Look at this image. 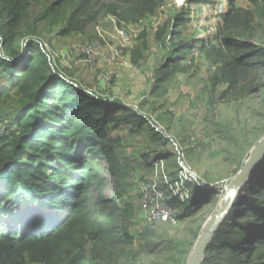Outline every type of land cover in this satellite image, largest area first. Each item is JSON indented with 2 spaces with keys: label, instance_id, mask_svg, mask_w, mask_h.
I'll list each match as a JSON object with an SVG mask.
<instances>
[{
  "label": "rangeland",
  "instance_id": "rangeland-1",
  "mask_svg": "<svg viewBox=\"0 0 264 264\" xmlns=\"http://www.w3.org/2000/svg\"><path fill=\"white\" fill-rule=\"evenodd\" d=\"M60 1V13L46 15ZM208 1L192 3L196 25L185 24L177 29L178 34L172 35L173 14L185 2L178 5L175 0H30L28 16L20 29L22 36L45 38L55 50L59 68L75 83L105 97L120 99L132 112L145 116L146 124L142 127L132 126L133 117L112 131L119 138L116 165L101 160L95 178L109 206L118 193L123 210L116 221L132 234L133 243L108 246L89 242L87 253L92 264H190L206 224L226 197V186L264 136V63L260 69L256 65L233 68L228 65L233 53L221 41L227 36L249 42L255 50L264 48V0H236L233 9L238 12L223 23L219 12L222 8L226 11L228 0ZM80 4L79 28L64 35L62 29L68 26L74 6ZM153 14L161 18L160 24L145 19ZM110 18L117 25L124 24L130 37L129 46L120 47L123 59L132 64L130 69L122 64L114 66L104 58L89 65L83 57L69 53L75 47L103 41L98 29L105 31V40L118 46ZM4 20V16L0 17V23ZM191 38H204L207 46L199 45L197 54H190L178 71L170 66L165 68V57L173 45ZM261 61L258 59L255 64L259 66ZM160 72H168V81L159 82ZM108 74L110 79L106 78ZM1 84L10 86V79L0 71ZM10 93L0 100L1 136L15 130L13 117L17 105L14 90ZM154 121L159 123L160 130L153 128ZM165 150L174 157L162 159L160 152ZM179 155L191 174L179 166ZM199 181L222 191L209 207L175 224L143 219V187L156 183L168 200L184 203ZM90 195L92 199L98 195L95 184ZM210 197L211 201L216 199ZM176 209L180 213L182 205ZM225 218L201 264H245L250 260L251 254L226 247L234 242L240 228L235 227L234 218ZM239 220L242 223L249 218ZM150 246L155 248L150 250Z\"/></svg>",
  "mask_w": 264,
  "mask_h": 264
},
{
  "label": "trees",
  "instance_id": "trees-1",
  "mask_svg": "<svg viewBox=\"0 0 264 264\" xmlns=\"http://www.w3.org/2000/svg\"><path fill=\"white\" fill-rule=\"evenodd\" d=\"M235 1L228 0L229 7L219 12L222 23L238 12L233 9ZM199 2L185 0L173 14L172 35L188 24L190 6ZM62 7L61 1L54 3L46 15L59 14ZM29 8L30 0H0V17H5L0 23V71L10 79V86L0 85V100L9 97L12 89L17 105L15 130L0 135V264H92L89 242L133 243L132 234L116 221L123 210L118 193L109 206L95 178L101 160L116 165L119 138L112 131L133 117L132 126L142 127L145 116L132 112L120 99L89 91L51 71L36 40L21 34ZM80 13L81 4L75 5L68 26L61 31L64 35L79 28ZM221 41L233 53L228 65L262 68L263 47L255 50L251 43L227 36ZM199 45L207 46L204 38L179 40L167 53L164 67L179 68ZM258 59L263 60L259 66L255 64ZM159 79L160 83L168 81V72H160ZM160 156L169 160L174 154L165 150ZM93 184L98 192L95 199L90 195ZM217 189L199 181L187 202H167L182 205L177 217L183 220L215 202L222 192ZM211 195L216 199L211 201ZM247 217L248 221L240 223L239 219ZM229 218L235 219L240 232L226 247L251 254L245 264H264V159L225 220Z\"/></svg>",
  "mask_w": 264,
  "mask_h": 264
},
{
  "label": "built area",
  "instance_id": "built-area-1",
  "mask_svg": "<svg viewBox=\"0 0 264 264\" xmlns=\"http://www.w3.org/2000/svg\"><path fill=\"white\" fill-rule=\"evenodd\" d=\"M178 5H181L185 0H175ZM115 26V38L119 40V45H114L109 41L105 40L104 30L98 29V35L103 41H95L87 43L84 46L75 47L74 50H71V54H77L78 56L83 57L84 61L89 65H94L101 58L106 59V61L112 65L122 64L126 68H132V64L123 59V51L120 47H127L130 44V37L126 31V28L123 25H117L114 18H110ZM147 19L152 24H160V17L158 14H153L148 16ZM196 20L194 15L191 13L188 25L195 26ZM42 51L43 55L47 59L49 69L53 72L58 73L65 81L70 83H75L73 78L66 74L64 70L59 68L56 62V53L51 45L47 42L45 38H34ZM199 46H196L191 55L197 54ZM0 53L3 55L2 50ZM107 79H110V75H106ZM153 128L160 130L161 126L158 122H153ZM179 166L187 173L191 174V169L188 168L186 161L182 158L181 155L178 156ZM140 209L143 214V219L149 223L160 222L163 224H175L177 223V209L176 207L170 205L167 202V196L156 183L148 184L143 187L141 198H140ZM39 264V263H38Z\"/></svg>",
  "mask_w": 264,
  "mask_h": 264
},
{
  "label": "water",
  "instance_id": "water-1",
  "mask_svg": "<svg viewBox=\"0 0 264 264\" xmlns=\"http://www.w3.org/2000/svg\"><path fill=\"white\" fill-rule=\"evenodd\" d=\"M264 159V136L258 141L250 151V155L245 161L243 167L226 186V197L222 205L206 224L202 235L197 241L195 250L191 256L190 264H201L204 260L205 253L209 247L213 235L218 231L224 218L229 214L235 201L242 189L250 181L253 171ZM209 186V185H208ZM210 187V186H209Z\"/></svg>",
  "mask_w": 264,
  "mask_h": 264
},
{
  "label": "crops",
  "instance_id": "crops-1",
  "mask_svg": "<svg viewBox=\"0 0 264 264\" xmlns=\"http://www.w3.org/2000/svg\"><path fill=\"white\" fill-rule=\"evenodd\" d=\"M115 66V65H114Z\"/></svg>",
  "mask_w": 264,
  "mask_h": 264
}]
</instances>
